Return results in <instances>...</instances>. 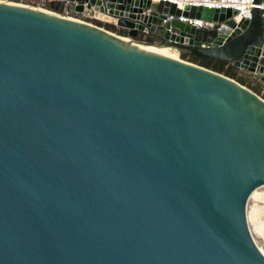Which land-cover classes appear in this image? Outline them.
I'll use <instances>...</instances> for the list:
<instances>
[{
    "label": "water",
    "instance_id": "obj_1",
    "mask_svg": "<svg viewBox=\"0 0 264 264\" xmlns=\"http://www.w3.org/2000/svg\"><path fill=\"white\" fill-rule=\"evenodd\" d=\"M61 1L127 36L0 1V264H264L247 219L264 186V99L180 58L264 82V10Z\"/></svg>",
    "mask_w": 264,
    "mask_h": 264
},
{
    "label": "trees",
    "instance_id": "obj_2",
    "mask_svg": "<svg viewBox=\"0 0 264 264\" xmlns=\"http://www.w3.org/2000/svg\"><path fill=\"white\" fill-rule=\"evenodd\" d=\"M10 1L15 2V3H22V4H28V5H32L36 7H41V8H44L50 11H55V12L62 13V14L66 13L65 5L62 3L61 0H56V1L10 0ZM69 15H74V14L69 13ZM80 19L88 23H92L94 25L102 27L115 34H118L121 36H127V33L125 30L117 27L114 24L105 23V22H102L100 20H96L93 18L81 17ZM138 40L153 41L154 38L152 36L143 35V36H140ZM180 58L184 61L194 63L198 66H201L203 68H206L214 72H217L228 78H231L234 81L241 84L242 86L253 91L255 94L260 96L262 99H264V82L261 81L258 76L235 67L231 62L223 61V60L215 59V58L200 59V58H197L189 54H181Z\"/></svg>",
    "mask_w": 264,
    "mask_h": 264
},
{
    "label": "built area",
    "instance_id": "obj_3",
    "mask_svg": "<svg viewBox=\"0 0 264 264\" xmlns=\"http://www.w3.org/2000/svg\"><path fill=\"white\" fill-rule=\"evenodd\" d=\"M46 1V0H40ZM51 1V0H47ZM169 2L176 5V8L179 10H184L186 6H194V7H202V8H209V9H230L236 10L238 20H251L252 18V9L254 7H259L261 10H264L262 5H256L254 0H157ZM69 15V13H65ZM76 18H93L94 13L92 11L85 10L82 15H70ZM79 18V19H80ZM172 17H169L168 20H171ZM82 20V19H81ZM179 20L185 23H189L194 25L198 29H212L215 27L216 23L212 21H204V20H197V19H190L179 17Z\"/></svg>",
    "mask_w": 264,
    "mask_h": 264
},
{
    "label": "rangeland",
    "instance_id": "obj_4",
    "mask_svg": "<svg viewBox=\"0 0 264 264\" xmlns=\"http://www.w3.org/2000/svg\"><path fill=\"white\" fill-rule=\"evenodd\" d=\"M0 1L12 2L10 0H0ZM257 191H258L257 192L258 196L254 198H250L248 201L247 219H248V216L252 214V216L255 219V222H258L263 227V230H264V187L259 188ZM253 224H254V221H250V223L248 221V226L250 228L252 237L256 245L258 246V248L260 247L261 249L264 250V236L260 237V235H258L256 232L253 231V228H254Z\"/></svg>",
    "mask_w": 264,
    "mask_h": 264
},
{
    "label": "bare ground",
    "instance_id": "obj_5",
    "mask_svg": "<svg viewBox=\"0 0 264 264\" xmlns=\"http://www.w3.org/2000/svg\"><path fill=\"white\" fill-rule=\"evenodd\" d=\"M123 37V36H122ZM123 40L125 41H128V42H131V43H134L132 40L130 39H126V38H123ZM145 48L146 50L148 51H151V52H156V53H160V54H163V55H167V56H170V57H174V58H178V53H176L175 51L169 49V48H157V47H153V46H149V47H143ZM264 187V186H263ZM258 190V189H257ZM255 191L250 198H254L256 196H258V191ZM248 221L250 223V221H254V228H253V231L256 232L258 235L261 236H264V230H263V227L258 223V222H255V219L254 217L251 215L248 216ZM260 248V247H259ZM260 251L264 254V250L260 248Z\"/></svg>",
    "mask_w": 264,
    "mask_h": 264
},
{
    "label": "crops",
    "instance_id": "obj_6",
    "mask_svg": "<svg viewBox=\"0 0 264 264\" xmlns=\"http://www.w3.org/2000/svg\"><path fill=\"white\" fill-rule=\"evenodd\" d=\"M51 1H56V0H51ZM92 13H94L93 19L100 20L102 22L110 23V24H114L115 25L116 21L114 19H112L110 16H108L106 14L95 13L93 11H92ZM119 36H121V35H119ZM145 36H148V35H145ZM123 37H125V36H123Z\"/></svg>",
    "mask_w": 264,
    "mask_h": 264
}]
</instances>
